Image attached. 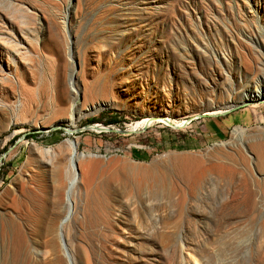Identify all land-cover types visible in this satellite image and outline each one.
<instances>
[{"label": "rangeland", "instance_id": "1", "mask_svg": "<svg viewBox=\"0 0 264 264\" xmlns=\"http://www.w3.org/2000/svg\"><path fill=\"white\" fill-rule=\"evenodd\" d=\"M262 78L264 0H0V220L26 232L13 248L0 227V264H264V104L163 121L235 107ZM69 142L83 158L68 259L51 180ZM50 227L43 259L29 247Z\"/></svg>", "mask_w": 264, "mask_h": 264}, {"label": "bare ground", "instance_id": "2", "mask_svg": "<svg viewBox=\"0 0 264 264\" xmlns=\"http://www.w3.org/2000/svg\"><path fill=\"white\" fill-rule=\"evenodd\" d=\"M15 70L16 69L14 68L13 69L14 73L16 72ZM262 81H263V83L261 84V86L256 85L255 87H253L252 90L245 89L243 96L239 99V101H237L236 105H244V104H252V103L264 104V78H262ZM74 93H75V95L77 94L76 92H74ZM228 107H232V105L230 104V106H228ZM107 108H109V104L101 101V102H97V103L89 104V105L85 106L84 111L87 113H97V112L102 111V110L107 109ZM77 114H78L77 118H79L83 115L81 111L74 112L72 110L70 112V119L73 120L74 117L76 118ZM160 120H163V119H160ZM163 121L164 122L166 121L175 127H181L184 125V122H174V121H170V120H163ZM148 123L150 124L151 120H147L146 125ZM142 126H144V125H142ZM243 131L244 130L240 129V128L233 129V132H232L233 139L241 138ZM67 148H68L67 149V151H68L67 157L66 156L64 157V155H60V154L57 155L56 161L54 162V166H52V167H54L55 171H54L52 180L50 179L52 184H54V185L62 183L63 181H65L64 193H65V197H66V201H67V206H66V210H65V215L62 217V219L57 224L55 232H57L56 235H57V239L60 242L62 252L65 253L66 256H67V249H66L65 244L63 242V239L61 237V231H62L63 225L67 222V220L70 216V213H71L70 195L73 193L74 189L80 184V181H81L80 174L78 172V168L80 165L79 164L80 160L83 158V155H81L77 152L76 145L73 142H69L67 144ZM35 151H36L37 155H38V153L39 154L42 153V150L39 151L38 149H35ZM257 152H258V156H259V162H260L259 164H262V167H263L264 166V146L262 148H259ZM45 165H47V163H45L44 161L38 162V166H37L38 174L44 172ZM67 171H68V174H67ZM52 225H54V224H52ZM0 227L4 233H9V234L12 233L11 242H12L13 248L17 247L16 244L19 241H21V239L23 238V236L26 233L24 227H21L20 225H16V226L14 225V227H12V226L4 223V221L2 222L1 220H0ZM54 230H55L54 227L48 228L45 231L44 240L42 242H31V246L29 247L30 252L33 253L35 256H41L43 259H46L49 255H51V253L54 254V251H55V245L53 242L54 240L50 239L52 233L54 234ZM17 231H18V234L15 235V233H17ZM13 233H14V235H13ZM67 258H68V256H67Z\"/></svg>", "mask_w": 264, "mask_h": 264}, {"label": "water", "instance_id": "3", "mask_svg": "<svg viewBox=\"0 0 264 264\" xmlns=\"http://www.w3.org/2000/svg\"><path fill=\"white\" fill-rule=\"evenodd\" d=\"M242 106H244V105H237V106H235L233 108L225 110V111H223L221 113H218L216 115H211V114L210 115H204V114H201V115H197L195 117H191V118L185 120L184 121V125L181 126V127H175V126L171 125L170 123H168L166 121H165L164 124H165V126L169 127L170 129L179 130V129L183 128L185 125L189 124L192 120L199 119V118H204V117H218V116L220 117V116H224V115H226V114H228V113H230L232 111H235V110L241 108ZM150 120H151V122H155V120L152 119V118ZM150 124L148 123L147 125L142 126L140 131H144ZM90 126H92V125H90ZM90 126H86L84 129L87 130V131H95V132H109V133H118L119 132L117 130H112V129L108 128V127H102V126H100V129L89 130ZM49 130L53 131V130H55V128H50ZM64 132L68 133V130L64 129ZM73 132H75V130H73L72 133ZM137 132H139V131L138 130H132V131H126V132H120V133L126 134V135H130V134L137 133Z\"/></svg>", "mask_w": 264, "mask_h": 264}, {"label": "crops", "instance_id": "4", "mask_svg": "<svg viewBox=\"0 0 264 264\" xmlns=\"http://www.w3.org/2000/svg\"><path fill=\"white\" fill-rule=\"evenodd\" d=\"M228 118V117H227ZM209 123H207V133L209 136L213 137V139H218L217 137L222 136V125L224 124L219 119H209Z\"/></svg>", "mask_w": 264, "mask_h": 264}, {"label": "trees", "instance_id": "5", "mask_svg": "<svg viewBox=\"0 0 264 264\" xmlns=\"http://www.w3.org/2000/svg\"><path fill=\"white\" fill-rule=\"evenodd\" d=\"M89 123H93V121H90ZM111 123H115V121L114 120H111L109 124H111ZM98 127H100V126L99 125H92V126H90L91 129H95V128H98ZM219 139H221V138H219ZM167 148H173V146L171 144H169V145H167Z\"/></svg>", "mask_w": 264, "mask_h": 264}]
</instances>
